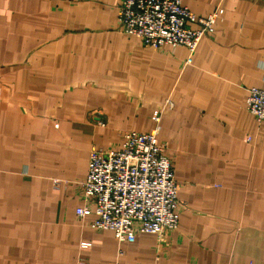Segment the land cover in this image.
<instances>
[{"label": "crops", "instance_id": "obj_1", "mask_svg": "<svg viewBox=\"0 0 264 264\" xmlns=\"http://www.w3.org/2000/svg\"><path fill=\"white\" fill-rule=\"evenodd\" d=\"M120 3L0 0V264H264V121L245 103L264 89V0H183L217 12L190 63L123 33ZM156 110L178 227L119 244L76 214L79 184L90 148Z\"/></svg>", "mask_w": 264, "mask_h": 264}, {"label": "built area", "instance_id": "obj_2", "mask_svg": "<svg viewBox=\"0 0 264 264\" xmlns=\"http://www.w3.org/2000/svg\"><path fill=\"white\" fill-rule=\"evenodd\" d=\"M216 18L217 12L196 16L183 0H121L118 10L123 33L137 36L143 45L153 48L184 46L188 51L185 63L191 62L200 39ZM245 103L256 121H264V89L247 88ZM166 104L172 106L169 100ZM152 119L154 128L124 132L117 148H90L86 177L79 184L84 204L76 208V214L83 217L93 212L89 226L111 230L119 244L133 241L138 233L159 235L178 227V184L164 144L157 139L159 110L153 112ZM77 264L88 263L81 260Z\"/></svg>", "mask_w": 264, "mask_h": 264}]
</instances>
